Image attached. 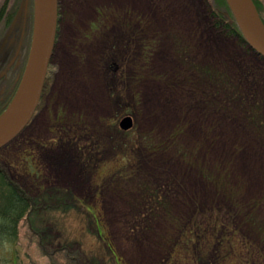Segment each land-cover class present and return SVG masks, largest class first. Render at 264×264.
<instances>
[{
	"label": "rangeland",
	"instance_id": "1",
	"mask_svg": "<svg viewBox=\"0 0 264 264\" xmlns=\"http://www.w3.org/2000/svg\"><path fill=\"white\" fill-rule=\"evenodd\" d=\"M217 3L57 0L39 103L0 168L28 197L88 213L38 201L0 238V264H72L50 255L57 240L99 264H264V60L215 24ZM32 17L33 0H0L1 114Z\"/></svg>",
	"mask_w": 264,
	"mask_h": 264
},
{
	"label": "water",
	"instance_id": "2",
	"mask_svg": "<svg viewBox=\"0 0 264 264\" xmlns=\"http://www.w3.org/2000/svg\"><path fill=\"white\" fill-rule=\"evenodd\" d=\"M225 2L245 42L264 57V23L253 0ZM56 24L57 0H33L32 35L27 62L16 95L0 117V149L26 127L35 113L54 46ZM118 124L121 130L127 131L133 126V118L124 115Z\"/></svg>",
	"mask_w": 264,
	"mask_h": 264
},
{
	"label": "trees",
	"instance_id": "3",
	"mask_svg": "<svg viewBox=\"0 0 264 264\" xmlns=\"http://www.w3.org/2000/svg\"><path fill=\"white\" fill-rule=\"evenodd\" d=\"M253 2H254L255 7H256L259 15H260L261 14V7L259 6V4L255 0H253ZM217 5H218V7L220 6V8L223 7V9H224L223 13H225L226 16L222 13L216 14L214 12L216 15L215 24L222 27L225 32H227L231 35H235L239 39V41L242 42L243 45H245L248 49L253 50L245 42L242 34H240L239 29H238V27H237V25L233 19V16H232L230 10L228 9V6H227L225 0H218ZM260 18L262 19V21L264 23V19H263V17H261V15H260ZM258 56L264 60V57H262L260 54H258ZM18 88H19V85H18ZM16 92H15L13 98L15 97ZM13 98L10 100L9 104L6 106V109L11 104ZM2 114L0 112V117ZM20 159H21V157H20ZM22 160H23V158H22ZM3 196H6V197H3ZM28 196L29 195L26 192H24V190L17 187L9 178H7L5 171L0 168V199H1L2 204H3L2 207L0 208L1 209L0 219L2 218V220H0V238L1 239H3V237H5V238L14 237V236L16 237L17 230H16L15 226L17 225V220L22 218V216H24L28 212L30 214L33 211H35L36 209H43L49 203L53 204V205H56V204L57 205H59V204H72V205L78 206L79 208L80 207L83 208V206H81V203H79L78 201L77 202L74 201L73 198H69V199L65 198L63 200V199H60L59 196H42V193L35 198H30ZM38 201L41 202L39 204H42L45 206L36 208L34 206V204H36ZM90 214H92V212ZM39 217L40 216H38L37 218H39ZM92 217L97 219L96 216H94V215H92ZM208 222H209L208 223L209 225H207V227H212V226H215L218 224L215 221H208ZM32 232H35V231L32 230ZM95 233L100 240L105 241V235L99 226V222L95 223ZM36 234L38 235L40 233L37 232ZM196 237H197V235H196ZM57 241H58V248L55 250V252L52 251L50 253V255L52 257H54L53 255L56 256V254H57V257H59V255H61V257H62L61 253H63V256H66V258H65L66 262H72V264H99L100 263V262H98L99 258L95 254H93L92 252H89L85 255L84 251L80 247H77V244L75 245V247H73V243L67 242V240L66 241L65 240H61V241L57 240ZM189 241L194 242L196 240L190 238ZM214 241L216 243H219V244L222 243L221 238L216 237L214 239ZM46 243L48 244L47 246L53 244L50 239H48ZM196 243H197V241H196ZM106 246H107L108 252H109L110 249L108 247V244H106ZM110 253H112V252H110ZM235 257L236 256H234V258ZM236 259L237 258H235V260Z\"/></svg>",
	"mask_w": 264,
	"mask_h": 264
},
{
	"label": "flooded vegetation",
	"instance_id": "4",
	"mask_svg": "<svg viewBox=\"0 0 264 264\" xmlns=\"http://www.w3.org/2000/svg\"><path fill=\"white\" fill-rule=\"evenodd\" d=\"M31 235H32L34 238H36V236H37L36 232H32ZM47 245H48V244L46 243V246H47ZM55 250H56V248H55ZM55 250H54V252H55ZM56 257H57V254H56ZM9 260H10V263H8V261H7V264H28V263L24 260V258H20V257H16V256L10 258Z\"/></svg>",
	"mask_w": 264,
	"mask_h": 264
}]
</instances>
